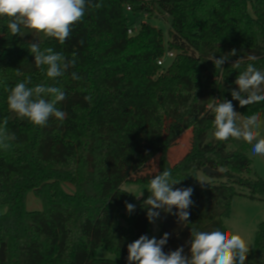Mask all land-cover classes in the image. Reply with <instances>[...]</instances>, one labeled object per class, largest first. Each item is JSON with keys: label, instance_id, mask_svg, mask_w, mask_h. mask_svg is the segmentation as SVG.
I'll return each mask as SVG.
<instances>
[{"label": "trees", "instance_id": "1", "mask_svg": "<svg viewBox=\"0 0 264 264\" xmlns=\"http://www.w3.org/2000/svg\"><path fill=\"white\" fill-rule=\"evenodd\" d=\"M96 2L102 7L88 9L63 45L43 33L32 38L24 28L22 36H11L7 18L0 17V123L7 118V131L16 137L8 150L0 149V207H7L0 213V264H128L127 245L141 235L150 238L144 206L150 192L135 201L122 186L149 185L152 177L133 181L132 174L150 162L158 164L153 176L168 169L180 180L174 188L194 190L187 223L165 212L156 220L158 239L169 233L165 253L183 246L188 254L193 227L228 231L224 221L234 196L264 199V181L252 177L251 144L216 140L208 107L227 99L242 116L259 112L264 118V102L240 107L231 97L249 63L264 69V0ZM153 16L169 27L168 51L175 56L168 68L158 65L163 32L144 22ZM133 25L137 32L129 35ZM32 42L68 58L75 52V66L50 80L46 66L34 63ZM232 49L237 54L216 69L209 58ZM249 55L257 59L249 61ZM238 59L240 68H233ZM73 72L81 79H72ZM29 76V87L44 82L64 90L66 98L57 104L66 113L62 122L53 117L47 126H35L9 110L5 86L10 90ZM188 133L189 149L171 163L170 150ZM205 167L218 175L202 185L198 174ZM64 182L75 192L64 191ZM28 191L41 200V210H27ZM126 202L135 205L131 214ZM99 248L116 259L97 258ZM246 264H264V223Z\"/></svg>", "mask_w": 264, "mask_h": 264}, {"label": "clouds", "instance_id": "2", "mask_svg": "<svg viewBox=\"0 0 264 264\" xmlns=\"http://www.w3.org/2000/svg\"><path fill=\"white\" fill-rule=\"evenodd\" d=\"M100 7L102 4L96 0H0V17L7 18V28L11 36H22L21 29L24 28L43 33L63 45L70 37L74 25L83 20L87 10ZM28 49L38 68L45 70L42 66H46V77L52 81L64 76L68 69L76 64L75 52L68 58L62 52L54 51L52 47L42 50L39 42L30 43ZM236 54L237 50L232 49L218 59L213 55L209 60L216 69H222V65ZM247 59L255 61L257 57L249 55ZM240 60L232 63V67L240 68ZM71 75L74 80L81 79L75 72ZM30 84L29 76L10 90L5 86V90L9 91V110L20 118H26L35 126L45 127L53 117L62 122L66 113L60 110L57 104L66 98L64 90L44 82L32 87H29ZM235 84L238 87L231 90V97L239 102L240 107L264 102V69L249 63L246 69L239 73ZM84 99L91 103L92 97L86 95ZM208 107L214 113L212 123L216 140L227 141L232 138L250 144L255 142L253 153L264 156V137L260 132L264 121L261 120V113L242 116L235 111L232 101L227 99H214ZM6 126L7 118L0 123V149L3 150H8L16 139L15 134L9 133ZM179 183L180 180L173 179L168 169L151 178L148 190L150 195L144 201L149 223H155L161 212L177 216L180 223H187L194 190L191 187L174 188V185ZM125 206L129 214L134 212V204L126 202ZM168 238L169 233H164L160 239L141 235L127 245L128 264H246L250 251L244 236L219 227L211 231L191 228V236L187 241L188 254H185L183 246L165 253L163 247Z\"/></svg>", "mask_w": 264, "mask_h": 264}, {"label": "rangeland", "instance_id": "3", "mask_svg": "<svg viewBox=\"0 0 264 264\" xmlns=\"http://www.w3.org/2000/svg\"><path fill=\"white\" fill-rule=\"evenodd\" d=\"M150 1V0H147ZM249 11L252 14V9L249 7ZM126 16L128 19V24L133 23V15L132 13L126 11ZM144 22L150 23L153 27H156L157 29H160L163 32V40L165 45V53L163 56L164 61V67L168 68V66L172 62V58L168 57L167 53L168 50V42H169V27L166 22V20L160 16H153V17H145ZM32 38L38 39L39 33H36L31 30ZM264 121V118L261 119ZM261 136L264 137V124H262L261 129ZM183 139H180L177 146L172 148L170 150L169 154V160L171 163H174L175 160H178L180 156H183L184 153L189 149V139L190 135L189 133L182 137ZM255 142H253L254 144ZM253 144L249 147L247 150V154L250 157L252 161V177L255 176L262 179L264 181V156L257 155L253 153L252 148ZM154 161V160H152ZM148 163L143 168L137 171V173L132 174V180H136L138 178L145 179L153 177L155 172L158 169L157 161ZM151 166V167H150ZM199 181L206 183L209 181H212V177L208 174H205L203 171H200L198 174ZM61 187L66 191L67 193H74L75 188L70 183H62ZM123 189L128 191L129 193H132V196L135 201H139L144 195L147 190H149V185L144 183H136V182H126L122 186ZM141 193H143L141 195ZM25 205L27 210L29 211H39L42 209V202L39 198L35 196V194L32 191H28L25 196ZM7 207L1 206L0 207V213L6 212ZM225 226L227 227L228 231H231L233 233H238L244 236V238L247 240L249 244V249L252 250L255 246V237L256 232L259 229V225L261 223H264V199L263 200H252L247 197L243 196H234L232 199L231 204V214L230 216L225 219L224 221ZM151 234L150 238L155 237L158 239L159 235V225L158 222L155 221V223H151ZM97 258H107V259H116V255L103 249L99 248L96 253Z\"/></svg>", "mask_w": 264, "mask_h": 264}, {"label": "built area", "instance_id": "4", "mask_svg": "<svg viewBox=\"0 0 264 264\" xmlns=\"http://www.w3.org/2000/svg\"><path fill=\"white\" fill-rule=\"evenodd\" d=\"M126 9H127V11H131V8L129 6ZM137 29H138V26L137 25L130 26L129 29H128V31H129L128 34L129 35L135 34L137 32ZM167 55L170 58H173L175 56L174 52H171V51H169L167 53ZM163 64H164L163 58H160L158 60V65L162 66Z\"/></svg>", "mask_w": 264, "mask_h": 264}, {"label": "water", "instance_id": "5", "mask_svg": "<svg viewBox=\"0 0 264 264\" xmlns=\"http://www.w3.org/2000/svg\"><path fill=\"white\" fill-rule=\"evenodd\" d=\"M202 171H203L205 174H208V175H218V171L213 170V169H211V168H209V167H205V168H203Z\"/></svg>", "mask_w": 264, "mask_h": 264}]
</instances>
